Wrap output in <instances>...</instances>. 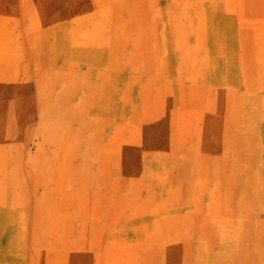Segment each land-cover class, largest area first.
<instances>
[{
  "label": "rangeland",
  "instance_id": "rangeland-1",
  "mask_svg": "<svg viewBox=\"0 0 264 264\" xmlns=\"http://www.w3.org/2000/svg\"><path fill=\"white\" fill-rule=\"evenodd\" d=\"M0 264H264V0H0Z\"/></svg>",
  "mask_w": 264,
  "mask_h": 264
}]
</instances>
